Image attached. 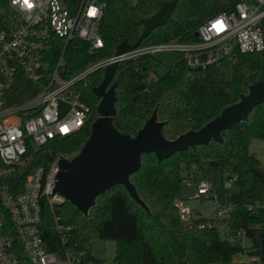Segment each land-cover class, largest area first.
Wrapping results in <instances>:
<instances>
[{
    "label": "trees",
    "instance_id": "1",
    "mask_svg": "<svg viewBox=\"0 0 264 264\" xmlns=\"http://www.w3.org/2000/svg\"><path fill=\"white\" fill-rule=\"evenodd\" d=\"M99 1L106 4L99 23L103 47L90 55L87 45L79 39L65 46L62 40H57L47 51L49 68L62 51L66 75L114 55L122 41L137 40L143 30V20L168 0ZM237 1L178 0L166 23L153 29L140 44L195 40L193 32L200 23L219 12L229 11ZM17 23V14L6 0H0V31L10 33ZM152 57L119 61L113 77L116 100L112 123L118 131L131 136L155 111L157 120L164 122L163 136L173 140L188 130L199 129L224 107L237 102L250 85L264 81V51H234L204 69H191L181 59L165 74L146 84L144 79ZM102 78L103 68H99L90 72L83 84L91 106L95 107L98 99L92 89ZM97 115L95 112L94 117ZM90 131L88 125L72 136L56 138L39 150L37 156L45 162L58 153L76 154ZM221 134V142L210 140L161 161L153 153L141 155L140 168L130 175V181L148 211L120 184L98 195L85 215L67 200L57 205L54 212L65 227L68 244L80 257V263L102 264L89 256L87 246L95 238L116 242L111 264H231L238 251L232 239H240L242 235L253 247L263 250L264 215L254 212L252 207L228 205L225 212L219 214L216 209L214 217L194 219L189 227L176 212L174 201L180 198L179 189L186 180L183 167L189 171L193 168L194 181L202 175L212 185L221 170L229 193H239L253 205L264 206V165L249 150L252 139H264V102L255 106L245 120ZM35 159L0 174V187L6 184L19 191L26 175L38 164ZM0 211L10 221L1 202ZM44 214V236L49 237L53 215L50 210ZM200 223H206V227L201 228Z\"/></svg>",
    "mask_w": 264,
    "mask_h": 264
},
{
    "label": "built area",
    "instance_id": "2",
    "mask_svg": "<svg viewBox=\"0 0 264 264\" xmlns=\"http://www.w3.org/2000/svg\"><path fill=\"white\" fill-rule=\"evenodd\" d=\"M6 1L18 23L10 33L0 31V174L34 157L38 164L26 175L19 191L6 184L0 187V202L10 220L0 211V264H81L54 212L65 201L53 193L59 159L75 154L58 153L44 162L37 153L56 138L91 126L98 117H94L97 103L95 107L88 104L83 84L90 72L104 68L114 55L70 75L64 74L63 51L50 68L46 55L57 40L65 46L75 39L87 45L88 54H96L104 43L99 23L106 4L99 0ZM193 35L191 41L140 44L119 61L176 51L189 68L204 69L234 51H264V0H238L229 11L200 23ZM28 95L32 96L25 98ZM212 187L207 179L199 181L197 197L208 194ZM174 206L181 221L192 217L185 199L177 198ZM47 210L53 215L49 237L44 236L43 225ZM225 211L226 207L218 209L219 214ZM199 226L205 228L206 223ZM232 243L238 247L235 255L243 256L236 264H264V249L253 247L245 235Z\"/></svg>",
    "mask_w": 264,
    "mask_h": 264
},
{
    "label": "water",
    "instance_id": "3",
    "mask_svg": "<svg viewBox=\"0 0 264 264\" xmlns=\"http://www.w3.org/2000/svg\"><path fill=\"white\" fill-rule=\"evenodd\" d=\"M177 1L163 2L154 14L145 18L143 30L135 42L122 41L117 45L114 59L103 68L102 80L92 89L98 98V117L91 123L89 137L70 159H59L53 193H59L84 215L98 195L118 184L123 185L130 197L148 211L130 181V175L140 168L143 153H153L161 161L188 147L205 145L210 140L221 142L223 130L245 120L255 106L264 102V81H257L237 102L224 107L199 129L188 130L173 140L163 136L164 122L157 120L155 111L134 136L115 128L112 123L116 100L113 77L119 57L135 50L153 29L165 24ZM89 256L95 263L99 262L91 253Z\"/></svg>",
    "mask_w": 264,
    "mask_h": 264
},
{
    "label": "rangeland",
    "instance_id": "4",
    "mask_svg": "<svg viewBox=\"0 0 264 264\" xmlns=\"http://www.w3.org/2000/svg\"><path fill=\"white\" fill-rule=\"evenodd\" d=\"M181 58L182 54L176 51H161L154 54L152 63L147 69L144 82L148 84L152 79H156L165 74L181 60ZM249 150L258 158L261 164L264 165V139H252L249 144ZM192 173H194L193 168L189 171L188 168L183 167L182 175L186 177V180L181 184L179 194L180 198L185 199L193 211L192 217L184 221L185 224L197 218H212L215 215L216 209H223L228 205L234 204L250 206L256 213L264 215V206L257 204L253 205L251 201L247 200L239 193H229L227 181L221 170H218V178L216 183L213 184L212 191L207 195L197 197V183L206 178H203L202 175H198L196 181H194ZM210 197L214 198L210 199ZM87 247L91 255L101 261L102 264L112 263L116 247V242L114 240L95 238L91 240ZM242 257V255H235L232 264H236Z\"/></svg>",
    "mask_w": 264,
    "mask_h": 264
},
{
    "label": "crops",
    "instance_id": "5",
    "mask_svg": "<svg viewBox=\"0 0 264 264\" xmlns=\"http://www.w3.org/2000/svg\"><path fill=\"white\" fill-rule=\"evenodd\" d=\"M207 195V194H206ZM202 196H204V195H202Z\"/></svg>",
    "mask_w": 264,
    "mask_h": 264
}]
</instances>
